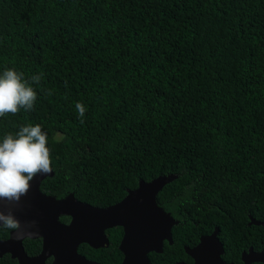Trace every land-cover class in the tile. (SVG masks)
I'll return each mask as SVG.
<instances>
[{"label":"trees","instance_id":"obj_1","mask_svg":"<svg viewBox=\"0 0 264 264\" xmlns=\"http://www.w3.org/2000/svg\"><path fill=\"white\" fill-rule=\"evenodd\" d=\"M6 69L37 98L0 116V142L41 125L53 170L43 192L103 207L175 174L157 201L177 223L152 264H192L184 246L215 228L224 261L264 253V226L249 224L264 222V0H0ZM106 233L107 246L78 249L120 264L122 228ZM23 245L35 254L40 239Z\"/></svg>","mask_w":264,"mask_h":264},{"label":"water","instance_id":"obj_2","mask_svg":"<svg viewBox=\"0 0 264 264\" xmlns=\"http://www.w3.org/2000/svg\"><path fill=\"white\" fill-rule=\"evenodd\" d=\"M53 174H38L31 182L28 193L19 202L0 200V210H11L20 220L23 233L18 237L15 230L10 237L0 240V255L10 252L20 264H44L53 257L50 264H102L78 253L79 244L92 248L108 245L106 230L120 226L123 230L118 248L123 257L120 264H152L150 252H162L165 240L172 242V227L177 220L157 201V194L163 186L176 178L175 174L159 175L149 181L139 180L138 186L129 189L119 201L108 206H94L82 202L72 193L63 198L41 191V181ZM68 215L70 222L62 223L58 217ZM249 224L263 225L264 222L249 216ZM25 237H41L42 250L37 256H28L22 241ZM184 250L193 264H234L222 258L224 248L218 237V228L210 234H203L192 247ZM244 264L262 262L264 253L254 251L242 253ZM176 264H184L176 262Z\"/></svg>","mask_w":264,"mask_h":264},{"label":"clouds","instance_id":"obj_3","mask_svg":"<svg viewBox=\"0 0 264 264\" xmlns=\"http://www.w3.org/2000/svg\"><path fill=\"white\" fill-rule=\"evenodd\" d=\"M39 79L38 76L31 78L35 83ZM36 98L37 92L32 83L24 79L23 72L6 69L0 75V116L15 114L21 109L31 110ZM75 107L83 117L85 106L77 102ZM51 172L48 136L42 131L41 125L24 126L15 135H6L0 142V200L19 202L28 193L30 182L38 174L46 175ZM0 226L15 230L18 237L23 234L20 220L11 210H0Z\"/></svg>","mask_w":264,"mask_h":264},{"label":"flooded vegetation","instance_id":"obj_4","mask_svg":"<svg viewBox=\"0 0 264 264\" xmlns=\"http://www.w3.org/2000/svg\"><path fill=\"white\" fill-rule=\"evenodd\" d=\"M41 189V188H40ZM42 191V190H41ZM43 192V191H42ZM45 193V192H44ZM69 194V193H68ZM50 195H52V194H50ZM67 194H65V195H63V196H59V197H57V196H55V197H57V198H63V197H65ZM62 218H63V220H62ZM58 219L62 222V223H69L70 222V220H71V217L70 216H66V215H60L59 217H58ZM1 227V226H0ZM11 231H13V230H11V229H8V233H7V235L5 236V237H0V240H5V239H8L9 237H10V233H11ZM122 234H123V230H122ZM107 238H108V235H107ZM121 238H122V236H121ZM25 239H40V249H39V251L37 252V253H35V254H29L26 250H25V248H24V245H23V248H24V251L26 252V254L28 255V256H37L38 254H40V252H41V250H42V245H43V239L41 238V237H35V238H31V237H25L24 239H23V241L25 240ZM23 241H22V244H23ZM108 242H109V239H108ZM120 242V241H119ZM81 244H84V243H81ZM81 244H79V245H81ZM109 244V243H108ZM119 245V244H118ZM79 247V246H78ZM101 248V247H100ZM250 248H252V247H249L247 250H244V251H242V253L243 252H248L249 251V249ZM97 249V248H96ZM253 249V248H252ZM254 250V249H253ZM77 251H78V253H80L81 255H83L84 257H86V258H88V259H91V258H89L86 254H84L83 252H81V251H79V249L77 248ZM254 251H257V252H259V250H254ZM242 253H241V260H242ZM4 255H8L9 256V258L10 259H14V260H16V263L17 264H20L19 263V261H18V259L16 258V257H12V254L10 253V252H4V253H2L1 255H0V257H2V256H4ZM52 260H53V257H48L46 260H45V262H44V264H50L51 262H52ZM91 260H95V259H91ZM95 261H97V262H100V261H98V260H95ZM179 262H183V261H179ZM243 262V261H242ZM257 262H259V261H257ZM100 263H102V264H104L103 262H100ZM121 263V262H120ZM184 264H186L185 262H183ZM233 263V262H232ZM253 263H255V262H251L250 264H253ZM262 263V262H261ZM192 264H193V260H192ZM243 264H244V262H243Z\"/></svg>","mask_w":264,"mask_h":264}]
</instances>
